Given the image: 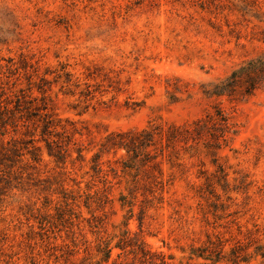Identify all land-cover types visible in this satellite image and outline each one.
I'll list each match as a JSON object with an SVG mask.
<instances>
[{
  "label": "rangeland",
  "instance_id": "obj_1",
  "mask_svg": "<svg viewBox=\"0 0 264 264\" xmlns=\"http://www.w3.org/2000/svg\"><path fill=\"white\" fill-rule=\"evenodd\" d=\"M263 53L264 0H0V108L42 99L80 132L61 162L45 143L59 127L43 136L17 112L0 125V264H99L104 243L135 264L140 250L146 264H264V78L220 89ZM216 112L229 133L159 157V194L122 171L124 151L99 153L109 134Z\"/></svg>",
  "mask_w": 264,
  "mask_h": 264
},
{
  "label": "trees",
  "instance_id": "obj_2",
  "mask_svg": "<svg viewBox=\"0 0 264 264\" xmlns=\"http://www.w3.org/2000/svg\"><path fill=\"white\" fill-rule=\"evenodd\" d=\"M264 78V53L256 59L250 60L241 66L239 69L234 70L221 84V93L232 94L238 85H244V93L249 95L256 87L258 79ZM259 79V80H260ZM35 100V99H31ZM31 100L26 101L24 98L16 97L13 110L9 108H0V125L4 127L11 116L15 115V112L22 113L20 116H26L28 120L35 119L36 122L41 123V134L51 135L52 130L55 127H59L62 132L55 133L54 136L58 137L57 142H53L52 146L48 141H45L48 149V155L55 157L58 161L63 162L68 153V146L71 144V136L80 134V132L70 123L69 128L62 126L60 121L55 124L54 119L47 112V106L44 100L41 99L39 105H31ZM11 102L8 101V104ZM210 125V127H209ZM209 129H213L220 132V137H224L229 133V125L226 118L221 112H216L214 116H210L208 120H199L192 123L188 127H169L164 130L163 128L149 127L139 131L119 132L109 134L104 137L99 144V153H114L118 151H124V156L120 157L121 169L124 173L133 174L134 180L138 181L139 174L137 171L142 170V181L145 191L154 195L161 193L166 185V181L162 179V172L159 168L161 162L157 159L166 157L170 162L171 159L179 155V149L186 151L192 148L189 143H196L200 139L202 133L209 132ZM70 134V135H67ZM211 135V134H210ZM52 143V142H51ZM75 144V143H72ZM78 156L81 158L80 148H76ZM153 151V152H152ZM3 156L4 154H0ZM36 161V158H32ZM99 155H94L92 169L95 172H101L100 163L98 162ZM118 162V161H115ZM179 166H183L179 164ZM183 168V167H182ZM124 241L119 246H115L121 251L124 250ZM98 253L102 255L99 264H135L132 262H126L120 260V254L116 255V259H111L112 248L107 243L102 244L98 248ZM142 254V264H146L145 257L156 256L149 252L140 250ZM136 256V255H135ZM191 257L201 258L202 254H197L194 249L190 253ZM158 263L149 262V264H168L162 256H157Z\"/></svg>",
  "mask_w": 264,
  "mask_h": 264
}]
</instances>
